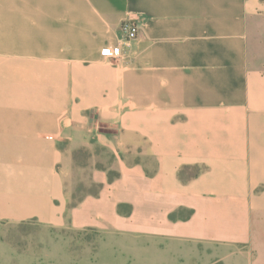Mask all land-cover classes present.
Here are the masks:
<instances>
[{
  "label": "crops",
  "instance_id": "1",
  "mask_svg": "<svg viewBox=\"0 0 264 264\" xmlns=\"http://www.w3.org/2000/svg\"><path fill=\"white\" fill-rule=\"evenodd\" d=\"M29 222L258 250L264 0H0V223Z\"/></svg>",
  "mask_w": 264,
  "mask_h": 264
},
{
  "label": "rangeland",
  "instance_id": "2",
  "mask_svg": "<svg viewBox=\"0 0 264 264\" xmlns=\"http://www.w3.org/2000/svg\"><path fill=\"white\" fill-rule=\"evenodd\" d=\"M97 190L94 184H82L75 198ZM255 243L258 250L251 243L238 248L93 229L46 228L34 222L0 223V264H252L254 259L255 264H264V238Z\"/></svg>",
  "mask_w": 264,
  "mask_h": 264
},
{
  "label": "built area",
  "instance_id": "3",
  "mask_svg": "<svg viewBox=\"0 0 264 264\" xmlns=\"http://www.w3.org/2000/svg\"><path fill=\"white\" fill-rule=\"evenodd\" d=\"M122 34L124 36V41L127 46L130 45L132 41H134L139 33V25L136 19H126L123 21L122 26ZM102 55L109 58H118L122 55V50L120 47L114 48H105L102 51Z\"/></svg>",
  "mask_w": 264,
  "mask_h": 264
},
{
  "label": "trees",
  "instance_id": "4",
  "mask_svg": "<svg viewBox=\"0 0 264 264\" xmlns=\"http://www.w3.org/2000/svg\"><path fill=\"white\" fill-rule=\"evenodd\" d=\"M181 174L183 175V172H181ZM115 176H117V173L116 172H112V171L109 172L110 180H113L115 178ZM120 210L124 212L123 207H121ZM126 213H129V211H126ZM176 217H177V214L176 213L172 214V218L173 219L176 218ZM188 217H190V213H189V215L186 216V218H188Z\"/></svg>",
  "mask_w": 264,
  "mask_h": 264
}]
</instances>
